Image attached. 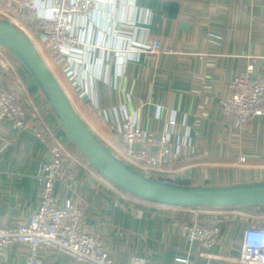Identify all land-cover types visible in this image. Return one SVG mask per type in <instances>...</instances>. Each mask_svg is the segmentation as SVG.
<instances>
[{
    "label": "crops",
    "instance_id": "0c3cea01",
    "mask_svg": "<svg viewBox=\"0 0 264 264\" xmlns=\"http://www.w3.org/2000/svg\"><path fill=\"white\" fill-rule=\"evenodd\" d=\"M164 4L177 6L175 18L168 17L169 6L162 11ZM22 13L29 20L31 14ZM99 25L77 19L73 28L82 44L73 51L69 72L80 92L56 64L51 47L41 41L35 46L59 70L50 69L101 142L112 151L119 147V128L131 118L148 135L168 139L174 157L161 173L150 174L154 177L216 187L264 181V116L240 127L224 110L230 82L247 66L264 80V0H134L120 6L109 25L103 20ZM145 38L160 41L157 54L132 52ZM0 73L26 122L16 131L0 121V227H14L36 211L39 168L51 159L50 146L58 144L76 163V181L72 187L56 182L54 192L79 201L82 223L100 238L113 264H175L177 258L240 264L243 232L264 228V206L178 208L125 194L85 162L41 92L1 47ZM210 218L219 227L212 247L189 240L180 229L191 222L205 226ZM27 256L26 247L11 246L0 264H25ZM38 264L77 263L42 248Z\"/></svg>",
    "mask_w": 264,
    "mask_h": 264
},
{
    "label": "built area",
    "instance_id": "2783aa9c",
    "mask_svg": "<svg viewBox=\"0 0 264 264\" xmlns=\"http://www.w3.org/2000/svg\"><path fill=\"white\" fill-rule=\"evenodd\" d=\"M134 0H0V14L5 16L34 43H47L54 53L58 66L69 65L74 50L82 44L73 30L76 20L88 18L100 27V21L109 25L117 10ZM132 7V6H131ZM23 10L34 17L33 24L23 15ZM27 13V14H28ZM121 24L119 18H115ZM123 23V21H122ZM136 45V44H135ZM148 55L160 51L158 39H143L131 48ZM70 71V70H69ZM229 97L224 103L225 112L234 116L240 127L264 116V80L253 76V66L236 76L229 84ZM8 121L16 131L25 127V110L15 92L0 73V121ZM173 125V122H169ZM121 145L113 153L130 166L144 173L164 170L173 159L167 137L156 138L127 119L119 128ZM136 144L142 150H133ZM150 148H156L155 152ZM51 159L40 165L38 182V206L16 226L0 227V258L11 246H24L28 256L25 264H38L42 248H51L72 258L77 264H113L100 238L82 223V209L75 198H62L54 192L59 182L72 187L76 181V163L58 144L50 146ZM149 170V171H148ZM182 233L191 241L212 247L219 234V227L210 218L207 225L195 222L180 226ZM240 264H264V228L257 226L244 230L241 239ZM134 264H141L138 260ZM175 264H190L186 258H177Z\"/></svg>",
    "mask_w": 264,
    "mask_h": 264
},
{
    "label": "water",
    "instance_id": "95a60500",
    "mask_svg": "<svg viewBox=\"0 0 264 264\" xmlns=\"http://www.w3.org/2000/svg\"><path fill=\"white\" fill-rule=\"evenodd\" d=\"M169 6V18H175V4ZM27 14V10H23ZM29 20L36 24L33 15ZM0 47L16 62L30 84L39 90L59 127L85 162L104 180L120 191L148 203L178 207L224 209L264 206V181L232 186L192 184L188 179L154 177L134 169L118 158L84 124L66 92L43 60L32 40L12 22L0 18ZM67 80L79 89L66 65L61 67ZM133 150L143 148L133 144ZM155 152L156 148H150Z\"/></svg>",
    "mask_w": 264,
    "mask_h": 264
},
{
    "label": "rangeland",
    "instance_id": "374dc122",
    "mask_svg": "<svg viewBox=\"0 0 264 264\" xmlns=\"http://www.w3.org/2000/svg\"><path fill=\"white\" fill-rule=\"evenodd\" d=\"M37 44L39 45L40 43H37ZM37 44H36V45H37ZM40 45H41V44H40ZM51 64H52V61H51V59H50V57H49V58H48V65H49L50 69H54L55 72L58 73V72H57L58 69L56 70V69L54 68V66H52ZM52 71H53V70H52ZM58 71H59V70H58ZM63 77H65V76H64L63 73H62L61 78L63 79ZM133 168L137 170V168H135V166H133ZM140 169H141V168H140ZM140 169H139V170H140ZM148 171H149V170H148ZM149 172H150V174H159V173H161V171H160V172H159V171H156V172L149 171ZM147 174H149V173H147Z\"/></svg>",
    "mask_w": 264,
    "mask_h": 264
}]
</instances>
